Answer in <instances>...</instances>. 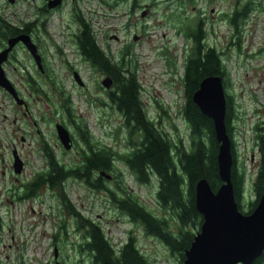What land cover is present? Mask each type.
I'll return each mask as SVG.
<instances>
[{
  "label": "rangeland",
  "instance_id": "obj_1",
  "mask_svg": "<svg viewBox=\"0 0 264 264\" xmlns=\"http://www.w3.org/2000/svg\"><path fill=\"white\" fill-rule=\"evenodd\" d=\"M152 1L154 5H151ZM182 1L183 7H179ZM247 1L150 0V13L145 20L130 19L129 24H126L125 16H119L117 21L108 20L110 25L106 29L109 36L116 33L122 38L121 41L132 46L129 58L136 68V76L141 86L140 96L147 116L157 122L162 121L164 130L171 132L174 125L178 132L184 135L186 130L179 116L183 96L178 78L182 74L184 55L193 43L184 36L183 31L189 26L194 27L199 20L205 21V29L208 30L206 42L226 51L224 62L228 72L227 91L234 96L240 113L239 120H234L233 140L238 164L243 168L247 179L245 193L249 199L252 195L247 184L252 182L259 162L258 150L252 143V126L264 116V9H255L246 21L238 20L237 33L230 18H226L227 14L238 7V3ZM255 2L264 3V0ZM0 5L4 18L12 23L20 20L18 14L13 12L17 13L22 4L10 6L6 0H0ZM60 28L58 19L48 21L47 32L51 37L45 41L46 48L43 52L49 67L46 74L39 72L27 50L20 49L17 55L38 78L44 94L32 90L27 81L24 83L18 80L22 72L20 65L10 62L6 67L29 102L27 105L31 115L28 116L27 129L35 131L32 126V120H35L43 131L42 136H46L49 142L55 144L54 123L60 121L74 135L76 143L77 132L61 109L64 100L59 90L63 89L71 97L74 117L87 123L95 142L123 153L129 145L128 129L121 115L105 104V93L98 87L105 76L79 63L80 58L72 49L75 47L64 45L66 37L57 32ZM135 31V34H139L136 38L139 39L137 44L133 41ZM239 34L240 49L236 50L235 43ZM41 37L43 40L46 38L43 34ZM51 40L55 44H61L62 54L51 48ZM110 41L115 48L109 54L116 56L122 44L114 39ZM14 66L17 68L13 69ZM72 70L76 72L73 73ZM75 74L83 82L82 85L74 79ZM1 100H4L5 104L9 103L4 92L0 90ZM99 100L103 103H99ZM158 102L165 106V112L158 110ZM166 108L170 119L166 118ZM3 112H0L1 130L4 125L8 127L10 120L2 118ZM9 113H14L13 107ZM10 125L12 127V124ZM29 140L30 137L26 136L27 143ZM78 142L76 144H80ZM55 150L57 158L61 161L80 159L79 146L75 145V148L68 151L59 144ZM34 151L39 152L40 149H28L25 157L26 165L22 173L25 180H30L32 174L45 165L41 154L37 155ZM117 165L115 168L122 169L121 177L118 173L109 172L111 179H107L105 185L116 194H121L117 187L120 182L127 192L137 195L153 214L163 215L165 211L157 203L155 196L157 178L151 176L150 182L143 183L137 181L127 166L119 162ZM65 191L80 213L98 222L105 236L116 246L128 236H133L138 249L147 256L149 264H175L174 255L170 254L166 246L155 237L146 235L139 224L133 223L128 216L121 213L111 202L108 192L94 190L84 181L76 179L67 180ZM5 211L4 207H1L4 228L3 232H0V264H76L85 256L77 247L81 237L76 231L75 219L64 209L58 188L52 191L44 187L38 196L16 204L9 212V219ZM62 226L65 233L61 231Z\"/></svg>",
  "mask_w": 264,
  "mask_h": 264
},
{
  "label": "trees",
  "instance_id": "obj_2",
  "mask_svg": "<svg viewBox=\"0 0 264 264\" xmlns=\"http://www.w3.org/2000/svg\"><path fill=\"white\" fill-rule=\"evenodd\" d=\"M181 4L179 7H183L184 2ZM255 9L261 11L264 9V3H256L255 0L238 3V7L226 15V18H230L236 33L239 31L237 21L248 20ZM32 24L27 22L22 27L0 15V43L19 31L30 30ZM183 34L193 43L184 55L182 74L178 78L183 96L179 116L186 130L184 135L179 133L174 125L171 132L164 130L162 121L157 122L147 116L140 96L141 86L136 76V68L129 58L132 46L120 47L118 55L114 56L99 47L90 28L82 26V31L77 37L79 50L91 64L92 71L104 75V79L111 81L108 89L102 87L104 79L98 87L105 93L106 106L121 115L128 129V148L120 153L111 147L96 143L87 123L74 117L69 93L66 94L60 89L59 94L64 100L61 105L62 112L77 132L76 143L79 140L80 144L75 145L79 146L80 159L61 161L56 157L52 147L44 144L42 149L50 164L34 172L31 179L27 180L26 190L21 193V196L30 199L38 196L44 187L52 191L55 188L59 189V199L64 209L74 217L76 231L81 237L77 245L78 250L85 254L76 264H149V261L138 249L133 236H128L116 246L105 236L98 222L80 213L65 191L68 179L82 180L94 190L108 192L111 202L121 213L128 216L133 223L139 224L146 235L153 236L164 244L170 254L174 255L175 264H183L185 251L199 231L203 219L195 206L196 183L205 178L214 191L222 183L217 164L219 143L215 137L213 122L192 100L193 92L207 76L221 77L225 91L224 121L231 140V182L239 210L245 214L251 213L264 194V116L252 126V143L258 150L259 162L252 182L247 184L252 195V198L247 199L245 193L247 179L243 168L238 164L233 140L234 120H239L240 113L234 96L227 91L228 72L224 62L226 51L206 42L208 30L205 29V21L203 23L197 21L194 27H187ZM239 41L240 34L235 43L236 50L240 49ZM26 81L32 90L44 94L39 81L30 80L29 77ZM99 103L102 104V100H99ZM157 105L161 113L165 112V106L161 103ZM165 115L166 118H171L167 108ZM117 162L127 166L137 181L148 183L151 176L157 178L155 196L157 203L165 211L163 215L153 214L137 195L127 192L120 182L117 187L121 194H116L105 185L107 179H111L109 172L118 173L121 177L122 169L115 168L118 166ZM102 171L110 177L101 175ZM1 227L0 224V232ZM62 230L65 233L63 226ZM262 263L264 252L252 264Z\"/></svg>",
  "mask_w": 264,
  "mask_h": 264
},
{
  "label": "flooded vegetation",
  "instance_id": "obj_3",
  "mask_svg": "<svg viewBox=\"0 0 264 264\" xmlns=\"http://www.w3.org/2000/svg\"><path fill=\"white\" fill-rule=\"evenodd\" d=\"M149 1L150 0H6L7 4L10 6L22 4L21 8L17 10V13L13 12L14 14H18L17 16L20 18L19 21L14 23L15 25L18 24L23 27L27 22H32L33 24L30 30L19 31L15 35L9 36L7 39H5L2 43H0V50L7 46V41L10 37H15L20 34L28 35L32 43L35 45L37 53L40 55L42 68L38 67L32 55L29 52L28 53L33 59L39 72L46 74L49 67L46 63V58L43 52L46 48L44 47L45 41H48V39L50 40V34L47 32L48 21L52 19H58L60 21L61 28L58 29L57 32L62 33L66 37L64 45L74 46L75 48L72 49L76 54H78V58H80L79 63L87 65L90 69H92L90 67L91 64L81 54L77 42V37L82 31V26L86 25L88 28H90L96 43L104 52L111 53L115 48V46L112 45L110 41L111 39L119 41V43L122 44L120 45L121 48L129 46V44L128 42L126 43L121 41L122 38L118 37L116 33H113L111 36L108 35L107 29L110 25L108 20L117 21L119 16H125L127 21L126 24H129L128 21L130 19L136 21L145 20L150 13V8L148 5ZM23 4L25 5L24 7ZM151 5H154L153 1ZM0 15H2L1 8ZM200 22L203 23L204 21L200 20ZM114 31H116L115 28ZM136 32L137 31L133 32V41L137 44L139 39L136 40V38L139 34H135ZM42 34L44 37H46L44 40L43 37H41ZM50 46L52 49H55L57 52L62 54V47L60 43L57 42V44H55L51 40ZM20 49L27 50L21 41L17 42L13 46L11 51L8 53L7 60L2 63V67L6 77L14 86L18 97L23 98L24 100H22L24 102L22 104H17L14 99L12 100L13 97L11 94L0 87V90L4 92V96L7 97L9 101L8 104H5L4 100L0 101V112H3L4 110L1 115L2 118L4 120L10 119L8 127H5L4 125L3 130L0 129V197H2L0 198V209L1 207H4V210H6L5 213L7 212L6 214L8 219L10 210L16 206V204H20L26 200V197L21 196V193L26 190L27 184V180L22 178V173L25 169V157L28 154V149H40L39 152L34 151V153L37 155L41 154L40 157H42V160L44 159L45 165L42 167V169H44L50 164V161L43 150L44 144L51 146L55 155L56 146L59 144L68 151L75 148L73 134L65 126V124H62L60 121L54 123L56 134L55 144L49 142L46 136H42L43 131L35 120H32V126L34 127L35 131L31 132V130L27 129L28 116L31 115V110L29 105H27L29 102L25 95H22L21 90L17 87V81L10 76V73L6 69L10 62L18 64L22 69L20 77H17L19 81H23L25 83L27 77H29L30 80L38 81V78L28 70L27 65L23 64L19 60L17 55ZM16 68V66L13 67V69ZM72 72L74 73L76 71L72 70ZM103 79L104 78H102V80ZM11 107H13V114L9 113ZM10 124H12V127ZM57 124H62L69 131L71 138V147L69 149H66L63 146L58 137L56 130ZM26 136L30 137L28 143L26 142ZM33 136H36V138ZM16 160L21 163L19 172L15 171L17 169L15 164ZM0 224L2 225L1 229L3 232L4 226L1 212Z\"/></svg>",
  "mask_w": 264,
  "mask_h": 264
},
{
  "label": "water",
  "instance_id": "obj_4",
  "mask_svg": "<svg viewBox=\"0 0 264 264\" xmlns=\"http://www.w3.org/2000/svg\"><path fill=\"white\" fill-rule=\"evenodd\" d=\"M19 41L25 45L38 67L42 66L40 55L26 34L10 37L7 46L0 50V87L9 92L17 104H22L24 101L18 97L2 67L8 53ZM75 80L78 84H83L76 74ZM110 83L108 79L102 81L105 87H109ZM192 100L213 122L215 137L219 143L217 164L222 183L216 191L212 190L205 178L196 183L195 206L203 219L199 231L185 251L183 264H252L264 252V194L251 213L245 214L239 210L231 182V140L224 121L226 100L221 77L203 78L193 92ZM56 130L63 146L69 149V131L62 124H57ZM15 164V171L19 172L21 163L16 160ZM101 175L106 173L102 171Z\"/></svg>",
  "mask_w": 264,
  "mask_h": 264
}]
</instances>
